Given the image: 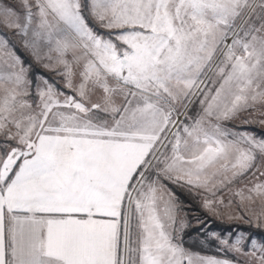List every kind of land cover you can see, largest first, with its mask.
Segmentation results:
<instances>
[{
	"label": "snow or ice",
	"instance_id": "1",
	"mask_svg": "<svg viewBox=\"0 0 264 264\" xmlns=\"http://www.w3.org/2000/svg\"><path fill=\"white\" fill-rule=\"evenodd\" d=\"M0 29V264H264L186 248L170 187L264 229V137L231 126H264V0H0Z\"/></svg>",
	"mask_w": 264,
	"mask_h": 264
},
{
	"label": "trees",
	"instance_id": "2",
	"mask_svg": "<svg viewBox=\"0 0 264 264\" xmlns=\"http://www.w3.org/2000/svg\"><path fill=\"white\" fill-rule=\"evenodd\" d=\"M21 54L23 50L21 49ZM43 71V70H41ZM173 192H175L176 196L178 197L180 203H188L193 210L202 212L199 203H198V196L195 193H189L187 190L181 189L176 187L175 185H170ZM206 222L217 229H238L241 231H246L252 233L256 236L264 237V229H259L256 226L241 223V222H224L220 220L213 219L210 216H205ZM205 222V221H204ZM202 226V222L197 225H187L182 229L181 235L183 238L184 246L191 251L202 253V254H209L215 256H221L229 259L236 260L237 258L230 253H225L218 250V245L215 241L211 238L205 237L202 233L198 230Z\"/></svg>",
	"mask_w": 264,
	"mask_h": 264
},
{
	"label": "rangeland",
	"instance_id": "3",
	"mask_svg": "<svg viewBox=\"0 0 264 264\" xmlns=\"http://www.w3.org/2000/svg\"><path fill=\"white\" fill-rule=\"evenodd\" d=\"M0 31H4V30L0 29ZM14 42H15V40H14ZM41 70H43V69H41ZM231 126L240 128V129L248 131V132H251V133H253L254 135H256L258 137H264V126H261L258 123L243 124L240 121H236ZM197 196H198V203H199V206H200L202 212L193 210L188 203H180L181 211H180L179 215H180V219L183 220V228L185 226H187V225H197V224L202 222V226H200L198 231L200 233H202L207 238H211L212 234H219V235H222V236H225V237H227L229 234H232L233 236L236 235V234H240V233L252 234V233H249V232H246V231H241V230H238V229H224V230H221V229H217V228L212 227L209 224V222H206L205 216H210L213 219L224 221V222H241V223H244V221H242V220H228L226 216L225 217H217L215 215L210 214L202 206V197L199 196V195H197ZM253 226H255V225H253ZM177 227L178 228L181 227L179 221L177 223ZM252 235H254V234H252ZM254 236L258 240L259 239H264V237H261V236H256V235H254ZM214 241L218 245V242L216 240H214ZM196 253H198V252H196ZM230 254L235 256L233 253H230ZM200 255H204V254H200ZM235 257L237 259H241V260L243 259L242 257H237V256H235Z\"/></svg>",
	"mask_w": 264,
	"mask_h": 264
},
{
	"label": "crops",
	"instance_id": "4",
	"mask_svg": "<svg viewBox=\"0 0 264 264\" xmlns=\"http://www.w3.org/2000/svg\"><path fill=\"white\" fill-rule=\"evenodd\" d=\"M202 254V253H200ZM205 256H215V255H209V254H204ZM217 257H220V256H217ZM220 258H223V257H220ZM241 260V259H240Z\"/></svg>",
	"mask_w": 264,
	"mask_h": 264
}]
</instances>
